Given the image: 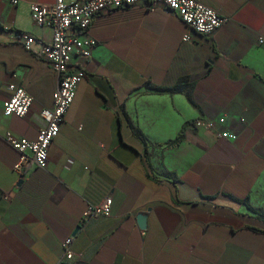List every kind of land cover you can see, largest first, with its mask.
Instances as JSON below:
<instances>
[{
  "label": "crops",
  "instance_id": "1",
  "mask_svg": "<svg viewBox=\"0 0 264 264\" xmlns=\"http://www.w3.org/2000/svg\"><path fill=\"white\" fill-rule=\"evenodd\" d=\"M54 1L0 0V264H58L68 236L69 264H264V0H203L228 17L210 36L163 9L95 17L47 167L27 152L19 174L3 133L35 140L45 125L57 79L38 52L53 30L31 4ZM17 32L35 37L31 50ZM10 84L34 98L25 117L3 114ZM108 197L109 215L81 222Z\"/></svg>",
  "mask_w": 264,
  "mask_h": 264
},
{
  "label": "built area",
  "instance_id": "2",
  "mask_svg": "<svg viewBox=\"0 0 264 264\" xmlns=\"http://www.w3.org/2000/svg\"><path fill=\"white\" fill-rule=\"evenodd\" d=\"M10 1L17 4L19 0ZM131 6L172 11L196 33L207 36L214 34L228 21L227 16L208 6L203 0H55L52 3H32L33 21L39 26H48L53 30L52 42L42 46L38 53L51 65L57 79V87L53 93L52 106L40 112L45 125L35 140L19 136L10 129L3 133L4 140L21 154L20 160L14 165L17 173L21 174L24 170L29 159L27 152L31 153L30 158L37 167H47L49 148L60 132L79 84L86 77L85 69L74 65V58L80 55L89 59L97 45L96 40L86 36L93 19L100 14ZM16 38L27 50H31L36 42L33 35L24 32H17ZM188 40L190 37L185 34L183 41ZM259 42L264 43V38L260 37ZM9 90L11 96L4 103L3 114L25 117L33 105V96L23 85L10 84ZM219 121L224 122L225 118ZM197 125L212 129L216 122L199 120ZM219 137L233 140L236 135L223 130ZM112 204L113 199L108 197L99 205H89L81 222L85 223L95 216L109 215ZM73 243V236H68L63 241V255L58 264L74 259Z\"/></svg>",
  "mask_w": 264,
  "mask_h": 264
},
{
  "label": "water",
  "instance_id": "3",
  "mask_svg": "<svg viewBox=\"0 0 264 264\" xmlns=\"http://www.w3.org/2000/svg\"><path fill=\"white\" fill-rule=\"evenodd\" d=\"M138 220H139L140 226L142 228H144L146 226V215L145 214H139ZM62 264H69V263H62Z\"/></svg>",
  "mask_w": 264,
  "mask_h": 264
},
{
  "label": "trees",
  "instance_id": "4",
  "mask_svg": "<svg viewBox=\"0 0 264 264\" xmlns=\"http://www.w3.org/2000/svg\"><path fill=\"white\" fill-rule=\"evenodd\" d=\"M164 89H166V88H165V87H159V88H156V90H158V91H161V90H164ZM138 132H139V130H138ZM177 141H178V139L172 141V143H176ZM258 215H259L261 218L264 219V211H263V210H260V211L258 212Z\"/></svg>",
  "mask_w": 264,
  "mask_h": 264
}]
</instances>
